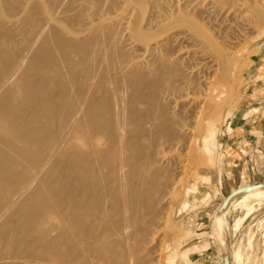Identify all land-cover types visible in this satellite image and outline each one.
I'll return each instance as SVG.
<instances>
[{
	"label": "bare ground",
	"instance_id": "1",
	"mask_svg": "<svg viewBox=\"0 0 264 264\" xmlns=\"http://www.w3.org/2000/svg\"><path fill=\"white\" fill-rule=\"evenodd\" d=\"M250 4L0 0V264H157L215 78L234 73L224 23L264 25ZM232 193L221 264L227 213L264 204V184Z\"/></svg>",
	"mask_w": 264,
	"mask_h": 264
},
{
	"label": "rangeland",
	"instance_id": "2",
	"mask_svg": "<svg viewBox=\"0 0 264 264\" xmlns=\"http://www.w3.org/2000/svg\"><path fill=\"white\" fill-rule=\"evenodd\" d=\"M248 2L264 11V0ZM235 20L227 19V31L222 35L225 45L238 55L229 66L234 73L215 78L217 94L201 113L202 124L185 158L187 170L158 228L157 264H221L224 243L215 229L219 207L233 191L264 184V148H252L242 131L234 130L242 107H246L241 112L243 121L264 120V107L260 109L247 94V74L264 46V25ZM247 202L235 204L226 216L229 258L234 264H264V204L256 209V203ZM236 222L241 223L237 233L233 228Z\"/></svg>",
	"mask_w": 264,
	"mask_h": 264
},
{
	"label": "crops",
	"instance_id": "3",
	"mask_svg": "<svg viewBox=\"0 0 264 264\" xmlns=\"http://www.w3.org/2000/svg\"><path fill=\"white\" fill-rule=\"evenodd\" d=\"M254 67L247 74L248 78V97L254 99L260 109L264 107V46L256 57ZM246 107H242L235 121V129L241 130L244 140H246L252 148H264V120L253 122L243 121L241 112ZM257 134H255V133ZM238 138H242L238 135Z\"/></svg>",
	"mask_w": 264,
	"mask_h": 264
}]
</instances>
